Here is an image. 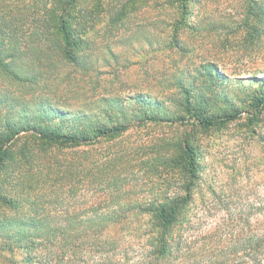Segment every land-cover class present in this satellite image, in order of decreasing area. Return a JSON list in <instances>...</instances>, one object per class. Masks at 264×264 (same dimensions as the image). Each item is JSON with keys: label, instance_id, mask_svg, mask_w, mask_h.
<instances>
[{"label": "trees", "instance_id": "trees-1", "mask_svg": "<svg viewBox=\"0 0 264 264\" xmlns=\"http://www.w3.org/2000/svg\"><path fill=\"white\" fill-rule=\"evenodd\" d=\"M180 6L186 3L180 0ZM118 14L106 12L100 0H0V79L8 85H37L51 57L80 65L94 39L96 20L109 25ZM209 75L220 78L216 69ZM252 79L260 86L254 106L264 109V80ZM178 87L184 96L178 107L192 126L220 125L236 116V111L211 113L196 106L188 97L190 86L181 82ZM6 96V91L0 93V106L10 105L12 98L6 102ZM101 101V120L86 110L84 121L75 115L64 123L69 113L41 97L19 108L18 117L10 109L0 117V173L14 167L17 179L13 175L8 182L18 180L26 196H36L25 219L0 220L4 244L58 243L55 257L64 264H264V191H254L243 202L228 199L227 192H213L214 205L225 214L213 221L206 210L210 205L200 212L193 208L199 171L187 137L125 141L136 124L172 121L154 111L158 101L148 104L141 93ZM134 104L143 107L132 109ZM171 117L184 118L180 113ZM27 137L35 138L34 148L23 141ZM44 146L54 149L40 152ZM58 148L62 154L56 153ZM2 184L0 204L9 205L12 197L3 193ZM78 190L96 198L44 211V200L59 202ZM115 224L120 233L112 236L108 229Z\"/></svg>", "mask_w": 264, "mask_h": 264}, {"label": "rangeland", "instance_id": "rangeland-1", "mask_svg": "<svg viewBox=\"0 0 264 264\" xmlns=\"http://www.w3.org/2000/svg\"><path fill=\"white\" fill-rule=\"evenodd\" d=\"M100 1L106 12L117 11L118 18L109 25L105 19L96 20L91 31L94 39L84 49L81 66L51 57L49 64L43 65V79L37 85H8L0 79V86H4L0 93L7 92L6 102L12 98L10 105L0 106V117L9 109L18 117L19 108L30 107L41 97L69 113L64 123L74 121L75 115L84 121L82 112L86 110L97 113L101 120L102 97L141 93L148 104L158 101L154 111L172 121L136 124L125 141L187 137L196 152L199 171L193 195L195 210L200 212L210 205L212 209L206 210L218 221L225 214L214 205L213 192H227L228 199L243 202L254 191H264V109L254 106L260 86L252 79L264 80V0H183L184 8L180 0ZM118 1H125L124 6L116 7ZM108 4L116 6L109 8ZM23 61L28 67L29 61ZM215 69L220 74L218 81L209 75ZM181 82L190 86L188 97L196 106L211 113L236 111V116L220 125L192 126L188 114L178 107V100L184 97L178 87ZM179 113L183 121L171 117ZM23 141L35 147V138ZM53 149L44 146L40 152L49 154ZM60 151L63 149L56 153L62 154ZM17 173L14 167L0 173L2 191L12 197L11 204H0V220L20 215L25 219L32 213L36 196L33 192L26 196L19 181L13 180ZM94 198L93 192L78 190L73 196L62 195L59 202L44 200L43 208L50 214L67 204ZM108 232L118 235L119 226L112 225ZM25 243L17 240L8 248L0 238V264H64L55 257L60 251L58 243L37 240L29 243L30 247ZM75 261L86 264L78 260L70 264H77Z\"/></svg>", "mask_w": 264, "mask_h": 264}]
</instances>
